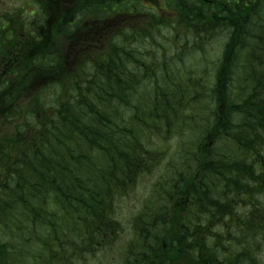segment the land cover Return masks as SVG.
Masks as SVG:
<instances>
[{"label":"trees","instance_id":"obj_1","mask_svg":"<svg viewBox=\"0 0 264 264\" xmlns=\"http://www.w3.org/2000/svg\"><path fill=\"white\" fill-rule=\"evenodd\" d=\"M40 2L62 15L1 70L0 264L122 236L116 264H260L264 0ZM154 171L127 237L117 202Z\"/></svg>","mask_w":264,"mask_h":264},{"label":"flooded vegetation","instance_id":"obj_2","mask_svg":"<svg viewBox=\"0 0 264 264\" xmlns=\"http://www.w3.org/2000/svg\"><path fill=\"white\" fill-rule=\"evenodd\" d=\"M52 1L64 2L66 0H52ZM4 2L8 5V7L0 10V46L1 44H5L4 48L0 50V78L1 76H3L1 72L2 67L4 68L10 67L12 65V62L15 60L16 53L14 52H16V50L23 52L26 50L33 49L32 48L33 45L28 47L26 43L28 37L26 38L24 36L25 35L33 36V34L37 32L43 33V34H40L43 36L47 35L50 32L52 25L54 24V22L50 23V19L51 18L57 19V17H60L62 15L61 11L60 12L57 11V9L60 8L59 6H56L55 8L57 9L52 10L53 13L50 14L48 7H44L43 5H40L41 3L40 0H4ZM38 4L40 8L38 7ZM39 10H43L40 12L43 13L46 18L45 30L43 28H40L39 26V21H38V18H39L38 11ZM63 12L65 13L64 10ZM69 16L72 17L73 13L69 12ZM35 21H36V24H35ZM34 25H36L35 26L36 30L34 28ZM29 40H31V38H29ZM32 42H34V37L32 39ZM7 44H9L12 47L7 48L6 47ZM38 46H40V44ZM3 52L5 53V56H2ZM11 55L14 57L13 59L8 58V56H11ZM15 105H16V99H12L8 103V105L6 104L4 105V111L7 113L11 112L14 109ZM0 112H1V108H0ZM260 135H261V142L263 141L264 143V134H260ZM210 144H211V140H208V145ZM260 162L262 164V168L264 169V163H263L264 154L259 160L258 165L260 164ZM263 193H260L257 195L259 196ZM244 209L247 210L248 206H245V207H242L240 205L237 206V215L243 217L246 213ZM112 249L113 248H111L110 252L112 251Z\"/></svg>","mask_w":264,"mask_h":264},{"label":"rangeland","instance_id":"obj_3","mask_svg":"<svg viewBox=\"0 0 264 264\" xmlns=\"http://www.w3.org/2000/svg\"><path fill=\"white\" fill-rule=\"evenodd\" d=\"M8 5L4 2V0H0V10L7 8ZM190 61L186 60L184 62V66L183 69H186L188 71L189 67L188 65ZM34 90V88H33ZM32 90V91H33ZM34 98H36V95L34 96ZM166 141V140H165ZM164 141V142H165ZM170 146H171V141L167 144L163 143L162 148H165L164 153L167 155H170ZM178 151V146L173 143L172 145V152H176ZM177 154V153H176ZM175 154L174 156V160L177 159V155ZM264 163V162H263ZM163 167L160 166L158 169V171L160 172V169H162ZM158 171H154L152 174L150 175H144L134 186V190L132 193H129L127 195V197L119 199V201L117 202V206H118V211H117V217L120 220V223L122 225V229L124 230L122 234H124L125 236L129 237V222H130V218L132 217L133 213L137 210V206L139 204V202H142L143 200V195H145V192L148 193V186L153 185V183H151L152 178L153 181L155 180V177L158 175ZM146 196V195H145ZM258 200L260 201V203L264 204V193L258 196ZM125 239H123V236L116 241L115 245L113 246L112 249V253L110 254V249H108L104 254H101L100 256L97 257H90L87 258L86 261H81L78 262L76 264H108L109 262H112L114 264H116L119 260V256H120V251L122 248L123 243L125 242ZM121 242V244H120ZM262 249V251L260 252L259 255V259H260V264H264V243L260 242V248L259 250Z\"/></svg>","mask_w":264,"mask_h":264}]
</instances>
